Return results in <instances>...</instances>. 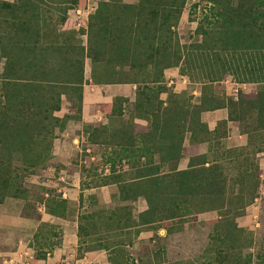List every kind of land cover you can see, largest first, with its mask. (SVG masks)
Returning <instances> with one entry per match:
<instances>
[{"label": "trees", "instance_id": "1", "mask_svg": "<svg viewBox=\"0 0 264 264\" xmlns=\"http://www.w3.org/2000/svg\"><path fill=\"white\" fill-rule=\"evenodd\" d=\"M40 1L0 0V63L5 60L0 73V208L6 198H24L22 179L47 166L57 132L64 131L72 118L56 113L62 100H72L81 111L87 57L94 65L108 68L104 73L92 71L95 83H132L138 89L132 103L125 96L113 97L107 124L91 125L87 130L90 143L112 145L106 158L112 163L110 172L99 177L94 186L116 183L125 203L79 215L78 257L90 248L87 238L100 215L106 216L102 221L106 229L117 227L129 233L134 228L137 235L142 229L157 232L164 228L169 234L182 231L190 215L219 208L213 202L227 187L221 162L194 154L188 168L178 169V164L185 155L184 141L189 133L192 142L209 138L210 131L201 119L205 111L227 107L228 120L248 134L250 142L251 132L264 131V0H206L196 29L201 39L189 44L181 43L175 31L187 0H103L90 16L87 46L80 39H41L46 24L40 15L32 18V5ZM54 2L68 4L66 11L78 4V0ZM61 20L65 22L67 16ZM239 56H250L252 66H248V59L247 64H240ZM242 65L248 69V80L260 83L258 91L247 94L240 90L236 98L218 95L213 83ZM118 66L124 69L118 70ZM170 67H179L180 74L191 79L200 74L210 93L203 87L198 103L176 92H169L167 100L161 99V93L169 90L163 83L164 71ZM193 69L200 72L194 74ZM153 100V108H147ZM115 114L120 125L112 127ZM136 118L146 120V127ZM107 132L109 137L105 138ZM116 160L122 164L119 169ZM48 192L41 201L45 211L66 217L68 200ZM140 197L147 200L148 208L134 213L133 202ZM244 213L241 209L238 215ZM42 223L53 228L44 237L37 229L32 245L29 243L38 259L46 258L62 239L59 226ZM214 239L226 243L220 234ZM117 250L110 251L108 264H119ZM228 260L229 254L219 253L216 264H235ZM251 261L250 255L243 264Z\"/></svg>", "mask_w": 264, "mask_h": 264}, {"label": "rangeland", "instance_id": "2", "mask_svg": "<svg viewBox=\"0 0 264 264\" xmlns=\"http://www.w3.org/2000/svg\"><path fill=\"white\" fill-rule=\"evenodd\" d=\"M54 1L41 0L32 5V18L36 20L38 15H40L41 22L46 24L41 32V36L43 37L41 39L46 42L60 41L63 39H80L83 45L87 46L90 16L95 13L99 2L103 0H78V4L68 11H66L68 4H60ZM122 1L135 3L138 0ZM206 2V0H187L181 19L175 27L181 43L189 44L201 39L196 29L202 17L201 8ZM63 16H67L65 22L61 20ZM59 55L61 56L62 54ZM73 56L76 58L77 54L74 53ZM249 57L239 59V56L238 61H240V64H247L249 61L248 66H252L253 62L249 60ZM247 59L248 61H246ZM4 61L2 59L0 63V73L3 71ZM106 68L102 64L94 65L91 58L87 57L85 59V78L87 82L83 85L84 92L81 111H77V105L72 100L64 98L61 109L56 112L61 117H72L68 120L67 125L72 121L81 119L84 113L85 97L86 112L96 114V108L103 111L101 121L97 115H93L95 118L92 123L85 124L84 127L79 129L80 133L83 130L87 131L91 125L107 124L109 121L108 116H110L109 112L113 105V99L105 93L103 95L100 94L97 90V85L99 84L95 83L92 77V71L97 70L104 73ZM120 68L124 69L121 66H118L117 69L119 70ZM247 71L242 65L225 79L214 82L213 90L222 97H237L240 90L247 94H255L260 87V83L251 81L250 79L248 80L250 74ZM196 72L199 73L200 71L193 69V73L196 74ZM184 76L188 77L187 75ZM188 78L190 81L187 82L182 92H180L181 90H176L174 84H167L164 78L165 81L163 84H166L169 90L163 91L160 98L167 100L169 92H176L185 94L188 101L198 103L202 97L203 87L206 93H210L209 85L203 86L200 74L195 76V79ZM236 89H238L237 92ZM152 103L147 105V108L152 109L154 100ZM126 107L127 110L124 112L126 116L123 119L128 116V108H131L132 104ZM111 124L112 127L120 125V117L118 114L112 116ZM138 124L146 127L145 124H147V121L143 120V122ZM57 133V137H60L61 132ZM263 136L264 131L261 129L251 132L253 145L248 149L243 150L238 147L230 151L233 154L231 157L236 155L238 160L234 158L233 160H226L221 163L227 176V187L220 198L213 202L219 208L206 211L213 212L215 217L209 218V216H204L202 214L204 212L190 215L185 220L186 225L184 229L176 232L171 237H164L154 232L148 238L138 240L135 237L132 241L126 239L128 237L126 236L124 240L131 241V245L129 244L125 247L118 246L116 261L119 264H216L217 256L221 253L229 254L230 261L228 260L227 263L243 264L248 259V256L251 255L252 264H264L262 262L264 256V174L263 169L259 167L262 156L255 153L256 148L261 145V141L264 139ZM108 137L109 132L105 134V138ZM56 138L53 140L52 157L48 161L47 166L43 169H38L35 174H27L22 179L21 186L24 189L22 196L24 198L9 197L14 200L15 208H21L24 215L31 216L34 219L41 218L40 207H42L41 201L45 197L44 189L48 191L52 190L53 194H58L59 192L54 184L57 185L58 182L64 184V182L58 179L59 174L54 169H51V167L56 166L53 154ZM85 139L80 141V149L77 150L76 155L78 162L82 165L84 174L87 177L89 176L91 183L94 184L96 180L98 181L100 179L99 176L104 177L106 175L105 173L110 172V170L105 171L104 169L106 165L112 167V163L106 161V158L111 153L112 145L97 144L95 146H88ZM88 147H90L89 150H86ZM115 163V167L119 164L118 169L122 167V164L118 160ZM242 167L244 170H241ZM87 169H89V172L86 171ZM65 185L68 186V184ZM208 207H211L210 204ZM90 209L94 211L105 208L99 204H95L91 208L85 209V211ZM241 209L245 213L238 215ZM38 227L43 237L53 228L42 222ZM215 228L218 229L217 234L214 232ZM93 231L94 228L91 229V233ZM218 234L225 237V244L220 239H214V235ZM41 242L46 241L42 240ZM89 246L94 245L90 243ZM2 259L3 257L0 256V260ZM4 263L2 260L1 264ZM31 264H35V262H31Z\"/></svg>", "mask_w": 264, "mask_h": 264}, {"label": "crops", "instance_id": "3", "mask_svg": "<svg viewBox=\"0 0 264 264\" xmlns=\"http://www.w3.org/2000/svg\"><path fill=\"white\" fill-rule=\"evenodd\" d=\"M164 77L167 84H174L176 90H181L180 92L186 87L187 82L190 81L188 77L180 74L179 67L165 69ZM97 87L101 95L105 93L110 98L125 96L130 99L131 103L136 100L137 84H99ZM86 108L85 97L82 118L68 123L64 131L60 133L61 136L57 137L54 142L53 154L56 166L51 167V169H54L59 174L58 179L64 182V184L58 182L55 185L54 182L52 183L57 187L58 194L68 200L67 216L61 217L46 212L45 206L42 203V207H40L41 218L34 219L31 216L22 214L21 208L14 207V200L7 198L0 208V256L3 257L4 264H31V262H35V264H108L112 249H118V246L125 247L130 244L131 241L124 240L126 236H128L126 238L128 240H134L135 237L140 240L152 236L155 232V230L142 229L139 234L135 235L134 228L130 229L129 233L117 227L106 229L102 223L106 219V216L100 215V219L95 217V224L97 226L88 236L91 239L87 238L91 240V242H87L88 245L91 243L94 246H90L81 257H78L79 215L86 211H92V209L86 211L85 209L91 208L95 204H99L106 209L115 207L120 202H122L121 204L125 203V201L120 200L119 188L116 183L94 186L91 183V178L84 174L82 165L77 160L76 153L80 149V141L86 138L85 141H87L88 146L97 145L88 141L87 131L83 130L80 133L79 129L84 127L85 124L92 123L95 115L98 116L100 121L103 116V111L97 108H94L96 114L86 112ZM228 117L229 110L227 107L208 110L202 113V122L206 123L210 131L209 138L199 142H192L189 133L184 141L186 148L185 155L180 160L178 169L188 168L190 156L194 154L206 155L209 162L216 161L223 163L226 160L237 159L236 155L231 157L233 154L230 151L238 147L243 150L248 149L253 145V141L250 142L249 135L242 133L237 125L228 120ZM143 120L139 118L135 119L137 123L143 122ZM259 147L260 150H255V153L262 156L259 167L260 169H264V144L262 143ZM89 148L86 150H89ZM241 170H244L243 167ZM105 174L107 175L108 173ZM65 184H68V186ZM82 193L83 198L81 199ZM44 195L46 198L49 196L48 190H46ZM133 204L134 213H139L148 208L147 200L143 197L138 198ZM99 210L101 209L94 211ZM103 214L108 215L107 212ZM202 214L209 216V218L215 217L213 212H204ZM41 222L59 226L62 239L59 245L53 247L48 252L49 256L47 255L46 258L38 259L35 256L36 249L31 247L29 243ZM157 233L164 237H171L176 232L168 234L166 229L160 228ZM2 260H0V263Z\"/></svg>", "mask_w": 264, "mask_h": 264}, {"label": "built area", "instance_id": "4", "mask_svg": "<svg viewBox=\"0 0 264 264\" xmlns=\"http://www.w3.org/2000/svg\"><path fill=\"white\" fill-rule=\"evenodd\" d=\"M237 90H238V89H236V92H237ZM104 170H105V171L110 170V166H109V165H106V167H105ZM48 256H49V253H48ZM0 264H1V263H0Z\"/></svg>", "mask_w": 264, "mask_h": 264}, {"label": "clouds", "instance_id": "5", "mask_svg": "<svg viewBox=\"0 0 264 264\" xmlns=\"http://www.w3.org/2000/svg\"><path fill=\"white\" fill-rule=\"evenodd\" d=\"M236 98V97H235Z\"/></svg>", "mask_w": 264, "mask_h": 264}]
</instances>
